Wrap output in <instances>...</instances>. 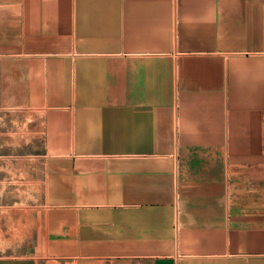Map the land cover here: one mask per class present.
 <instances>
[{
	"label": "crops",
	"instance_id": "obj_1",
	"mask_svg": "<svg viewBox=\"0 0 264 264\" xmlns=\"http://www.w3.org/2000/svg\"><path fill=\"white\" fill-rule=\"evenodd\" d=\"M13 129L0 264H264V0H0Z\"/></svg>",
	"mask_w": 264,
	"mask_h": 264
},
{
	"label": "rangeland",
	"instance_id": "obj_2",
	"mask_svg": "<svg viewBox=\"0 0 264 264\" xmlns=\"http://www.w3.org/2000/svg\"><path fill=\"white\" fill-rule=\"evenodd\" d=\"M13 132H11V138L8 139L7 137L2 138L0 135V175L2 173L7 172L8 169H12L17 171V166L11 165V162L14 163V161H10L7 159L8 155L17 154V155H23L24 153L29 152H37L40 150V145L34 143V142H28L23 143L22 141L18 142L14 135L16 133V129H13ZM22 139V138H21ZM14 140V141H13ZM8 173H10L8 171ZM31 174H26L25 177L27 178ZM14 180V179H13ZM42 192H16V191H1L0 190V205H9L12 201L22 200L25 201L27 205L32 204L35 205L38 203V201L42 198ZM23 240H10V241H3L5 243L9 244H15L20 243ZM2 244V241H0V245Z\"/></svg>",
	"mask_w": 264,
	"mask_h": 264
}]
</instances>
